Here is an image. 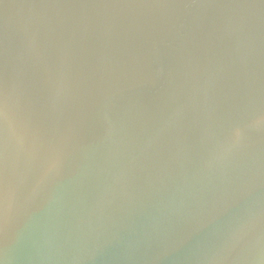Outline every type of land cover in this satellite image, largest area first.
<instances>
[{
	"label": "water",
	"instance_id": "95a60500",
	"mask_svg": "<svg viewBox=\"0 0 264 264\" xmlns=\"http://www.w3.org/2000/svg\"><path fill=\"white\" fill-rule=\"evenodd\" d=\"M0 264H264V0H0Z\"/></svg>",
	"mask_w": 264,
	"mask_h": 264
}]
</instances>
